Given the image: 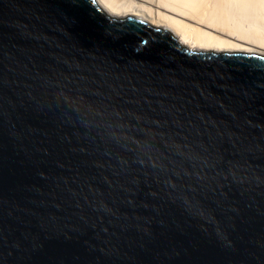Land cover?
Instances as JSON below:
<instances>
[{"label": "water", "instance_id": "obj_1", "mask_svg": "<svg viewBox=\"0 0 264 264\" xmlns=\"http://www.w3.org/2000/svg\"><path fill=\"white\" fill-rule=\"evenodd\" d=\"M0 264H264V56L0 0Z\"/></svg>", "mask_w": 264, "mask_h": 264}, {"label": "bare ground", "instance_id": "obj_2", "mask_svg": "<svg viewBox=\"0 0 264 264\" xmlns=\"http://www.w3.org/2000/svg\"><path fill=\"white\" fill-rule=\"evenodd\" d=\"M114 13L170 28L190 50L264 56V0H97Z\"/></svg>", "mask_w": 264, "mask_h": 264}, {"label": "rangeland", "instance_id": "obj_3", "mask_svg": "<svg viewBox=\"0 0 264 264\" xmlns=\"http://www.w3.org/2000/svg\"><path fill=\"white\" fill-rule=\"evenodd\" d=\"M247 53H249V54H257V55H261V54H258V53H252V52H251V53H250V52H247Z\"/></svg>", "mask_w": 264, "mask_h": 264}]
</instances>
